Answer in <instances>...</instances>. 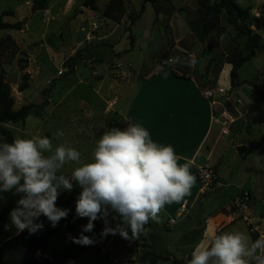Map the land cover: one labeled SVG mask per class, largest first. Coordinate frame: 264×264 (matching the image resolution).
Instances as JSON below:
<instances>
[{
	"label": "rangeland",
	"instance_id": "374dc122",
	"mask_svg": "<svg viewBox=\"0 0 264 264\" xmlns=\"http://www.w3.org/2000/svg\"><path fill=\"white\" fill-rule=\"evenodd\" d=\"M85 1L87 0H48L46 9L42 10L34 4V0H0L3 22H24L21 31L0 32V72L10 88L13 109L47 102L44 108L31 110L23 123H9L3 127L14 138L47 136L54 147L61 143L71 146L80 151L81 163L91 162L96 141L104 131L113 127L123 128L120 126L118 112H122L123 106L125 112L130 109L129 99L124 100L127 85L139 77L144 69L152 68L154 63L166 68L174 62V49L170 45L174 39H168L166 32L187 30L180 16L173 13L156 17L150 4H144L143 0H124L123 13L115 20L106 19L102 14L109 0H94L96 12L84 7ZM194 4L195 0H189L186 6L195 8ZM237 4L243 9L251 8L252 13L259 11L260 15L259 5L264 4V0H237ZM141 8L143 13H140ZM131 15L137 18L135 22L131 23ZM247 23L252 24L249 21ZM224 26L232 31L230 26L225 23ZM252 27L256 29L255 26ZM225 36L224 46L227 45ZM130 38L133 39L132 44ZM262 39L264 41V31ZM182 46H185L184 40ZM162 55H166V59L161 58ZM169 58L172 59L171 63L168 62ZM254 70L255 66L245 65L241 69V78L249 80ZM24 75L29 77V86L24 92H19L18 86ZM228 84L229 77L225 76L220 86ZM245 106L247 118L233 124L231 134L222 135L214 145L212 160L218 162L225 186L216 192H205L195 201L193 198L199 189L195 183L190 194L185 197L188 205L194 206L189 214L180 210L184 198L179 203L165 205L157 222L160 229H149L138 240H125L118 234H109L105 238L100 236L94 245H77L69 236L78 237L88 219H74L76 197L81 191L76 185L56 202L57 207L68 208L70 212L66 219H61L60 231L52 236L45 255L74 253L86 248L85 253L71 264H142L139 259L146 251L165 255L169 259H180L202 236L206 218L218 213L227 216L226 221L231 225L226 229L219 227L218 231L222 230L217 235L236 231L249 235L248 223L241 216L243 214L234 215L232 211L226 210L229 205L224 204H229L236 198L244 186L243 180L248 182L253 176L257 186L255 190L249 191L248 205L253 221L262 226L264 104L261 96L255 95ZM246 129L249 132L246 133ZM57 131L64 133L62 138H56ZM231 142L235 145H247L251 142L256 145L257 151L259 147L261 151L242 158ZM77 166L70 163L64 167L63 172L71 176ZM252 199H256L257 203H251ZM170 219L175 222L167 226ZM118 220L119 218L113 221L111 218L110 226L114 227ZM103 223V220L95 221L93 232H86L84 235L92 238ZM209 226L210 224L206 239L211 238ZM190 228L193 230L190 231ZM52 229L54 228L46 220L42 233ZM214 237L215 235L211 240ZM103 239H106L105 243L101 242ZM182 243L190 245L184 246ZM159 264L173 263L167 261Z\"/></svg>",
	"mask_w": 264,
	"mask_h": 264
},
{
	"label": "clouds",
	"instance_id": "9594fccd",
	"mask_svg": "<svg viewBox=\"0 0 264 264\" xmlns=\"http://www.w3.org/2000/svg\"><path fill=\"white\" fill-rule=\"evenodd\" d=\"M195 63L192 60L189 66ZM63 135L55 133L57 139ZM179 160L171 145L154 142L139 123L104 131L87 163H81L80 151L64 143L54 147L47 136L17 137L11 143L0 141V193L19 196L10 220L17 232L27 230L31 235L44 229L43 222H37L41 216L53 228L67 218L70 209L57 207L56 202L61 192L78 185L74 219L88 222L78 237L69 236L73 243L94 245L97 241L84 233L93 232L97 220L104 222L102 238L118 234L138 240L150 220L159 221L165 205L190 194L196 176ZM70 163L78 166L69 177L63 169ZM109 216L113 221L119 218L114 227ZM187 264H264V235L254 241L239 231L216 235L208 247L197 245Z\"/></svg>",
	"mask_w": 264,
	"mask_h": 264
},
{
	"label": "crops",
	"instance_id": "0c3cea01",
	"mask_svg": "<svg viewBox=\"0 0 264 264\" xmlns=\"http://www.w3.org/2000/svg\"><path fill=\"white\" fill-rule=\"evenodd\" d=\"M188 1L172 0L171 7L169 8L172 10L163 9L157 17L168 16L173 13L177 14L175 10L182 7H186L191 11L196 10V0L194 4L195 8L186 6ZM215 1L212 0V2ZM248 9L251 10V16H259V11L252 13V9ZM177 15L182 18L187 30L174 33L166 32L168 39H174L170 43L174 49V62L170 67L166 68L154 63L146 77L141 76L142 78H140L139 76L133 82L131 81L126 87V92H124L126 93L124 100L128 101L129 99L128 105L130 109L125 112L123 106L122 112H118V116L121 118V127L123 126L124 128L129 123H139L149 131L154 142L165 146L171 145L180 157L179 163H188L193 175L196 176L198 167L210 168L216 175L218 182L206 191V194H208L216 192V190L225 186L222 183L223 179L218 168V162L212 160L214 145L222 138V135L229 136L231 134L233 124L244 121L243 119L247 118L248 111L245 105L250 102L253 96L260 95L263 98L264 49L257 52L249 62L245 63L238 70L237 87L231 89L230 83L225 87L220 86L225 76L229 77L231 66L228 62L238 54L246 53V38L242 39L240 37L242 35L234 32L233 29L232 31H228L224 26L223 19L222 26L224 30L222 35L219 38L215 34L205 37L200 30L199 24L193 21L187 14ZM251 28L254 30V27ZM263 31H261V37ZM223 36H225L227 42L225 46ZM227 39L229 40L227 41ZM183 40L185 46H182ZM262 42L264 44L263 39ZM207 44L208 48L206 47ZM169 60L172 61L171 58ZM192 60H195L196 63L194 66H189V62ZM209 60H214L215 62L209 66L208 72L205 74ZM245 65L255 66L253 75L249 80L241 78V69ZM206 93H209L210 96L206 97ZM223 113L233 120L226 130L222 127ZM245 128L248 127L246 126ZM245 132H249V129H246ZM212 141L214 142L212 143ZM231 144L237 151L238 147H247L251 142L247 145H235L234 142H231ZM259 151H261L260 147L257 152ZM195 183L197 184V181ZM246 183L248 182L243 180V184L245 185ZM240 190L236 198L232 199L229 204L224 205H230L240 199ZM204 194H201L198 189L193 199L197 201ZM250 201L254 204L257 203L256 199ZM184 205L187 215L194 206H189L186 198L180 205V210H182V206ZM111 218L112 216L109 217V221H111ZM226 220L227 216L222 213L207 217L204 222L202 236L200 235L201 238L199 237L197 240L199 241L198 245L202 248L208 247L214 235L216 236L222 229H226V227L231 225ZM209 224L211 238L206 239L205 235ZM219 227L223 228L218 231ZM103 228L104 223L101 225L99 231L93 234L92 238L95 241L100 238L101 235L99 233ZM145 229L147 232L149 229L158 231L160 228L157 221L150 220ZM191 230L193 228H190ZM101 242L105 243L106 239H103ZM182 244L190 245V243ZM180 259H186L185 255H181Z\"/></svg>",
	"mask_w": 264,
	"mask_h": 264
},
{
	"label": "trees",
	"instance_id": "16d2710c",
	"mask_svg": "<svg viewBox=\"0 0 264 264\" xmlns=\"http://www.w3.org/2000/svg\"><path fill=\"white\" fill-rule=\"evenodd\" d=\"M48 0H34V4L41 8L46 9ZM172 0H143V3H149L153 8L155 16L163 9H169L171 7ZM197 8L194 11L189 10L186 7L176 9L177 14H187L193 21L197 22L200 26L202 34L207 37L210 34H215L218 38L222 35L224 30L222 26V19L225 24L232 27L234 32L244 36L246 38L247 51L244 54H238L235 58L230 60L231 69L229 72L230 88L233 89L238 86V70L247 62H249L257 52L264 49L262 42L261 31L264 30V5L260 6L261 13L258 17L251 16L250 9H243L238 6L236 0H196ZM84 7L89 8L91 11L96 12L97 7L94 0H87L83 4ZM124 0H109L103 9V17L106 19L115 20L123 13ZM140 13H143L141 8ZM10 14V13H9ZM0 15V32L1 31H21L24 27V22L19 21L16 23L3 22ZM137 20L133 15L130 16V21L135 22ZM252 23L249 25L247 22ZM255 26V30L251 27ZM130 30V29H128ZM260 31V33H259ZM132 38L130 43L132 44ZM208 48V44L206 45ZM161 58L166 59V55H162ZM215 62L209 60L205 74H207L209 66ZM73 65L70 64V66ZM175 76V75H174ZM140 78L141 75H140ZM28 75H24L21 78L20 85L18 86L19 92H24L28 89ZM264 104V94H262ZM47 105L44 101L40 105H24L18 110L13 109V99L11 97V91L8 84L3 80V73L0 72V141L11 143L14 139L11 132L3 127L5 124H17L23 123L29 116L31 110L42 109ZM255 144H251L247 147H238L237 152L245 158L247 154H253L257 151ZM264 152V149L262 150ZM65 175H68L64 173ZM70 177V175H68ZM217 178L214 185L217 183ZM76 186V185H74ZM67 192H61L58 199L64 197ZM249 199V193L247 196ZM244 197V198H245ZM241 198L240 199H244ZM19 196L5 192L0 193V264H69L75 258L85 253L86 248H81L74 253L60 252L46 257L45 251L48 247L52 236L59 231V225L46 232L42 233L38 231L35 234H29L27 230L23 232H17L16 228L12 225L9 213L16 206V201ZM58 201V200H57ZM47 218L41 216L37 222H43L45 225ZM251 239L254 241L258 238L257 235L250 233ZM143 242L144 239H143ZM195 242L184 253L186 259H171L173 264H187V261L191 259V252L198 245ZM140 262L142 264H159L170 261L165 255H157L151 251H146L140 256Z\"/></svg>",
	"mask_w": 264,
	"mask_h": 264
},
{
	"label": "built area",
	"instance_id": "2783aa9c",
	"mask_svg": "<svg viewBox=\"0 0 264 264\" xmlns=\"http://www.w3.org/2000/svg\"><path fill=\"white\" fill-rule=\"evenodd\" d=\"M171 63V60H168ZM209 93H206V97H209ZM222 127L224 130L228 128V126L233 122L232 118L227 116L225 113L222 114ZM216 175L214 172L208 167H198L196 171V181L199 186V190L201 194H204L211 186L214 185L216 181ZM185 209V205L182 206V210ZM227 211H232L234 215H241L242 219L246 221L248 224V231L251 234L257 235L258 238L260 235H264V224L259 226L254 220L250 213V206L248 205V197L244 199H238L233 202L231 205L226 207ZM251 216V217H250ZM175 220L170 219L167 222V226L174 224Z\"/></svg>",
	"mask_w": 264,
	"mask_h": 264
},
{
	"label": "water",
	"instance_id": "95a60500",
	"mask_svg": "<svg viewBox=\"0 0 264 264\" xmlns=\"http://www.w3.org/2000/svg\"><path fill=\"white\" fill-rule=\"evenodd\" d=\"M260 33V31H259ZM150 72V68L144 69L141 72V76L146 77ZM256 180L254 178V176L248 181V183H246L240 190V197L244 198L245 196L248 195L250 190H253L254 188H256Z\"/></svg>",
	"mask_w": 264,
	"mask_h": 264
}]
</instances>
